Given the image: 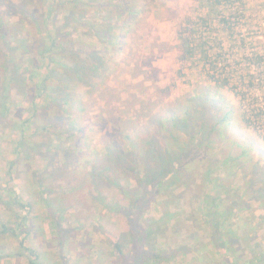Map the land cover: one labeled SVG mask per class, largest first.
Wrapping results in <instances>:
<instances>
[{
  "label": "rangeland",
  "instance_id": "rangeland-1",
  "mask_svg": "<svg viewBox=\"0 0 264 264\" xmlns=\"http://www.w3.org/2000/svg\"><path fill=\"white\" fill-rule=\"evenodd\" d=\"M125 3L142 10L126 30L118 17L113 31L122 50L104 55L105 73L67 80L74 73L64 66L75 55L85 60V52L106 47L89 25L104 28ZM200 17L206 28L195 25ZM196 30L210 42L207 58H184L179 33ZM5 49L12 57L4 75ZM66 85L71 100L61 106ZM3 95L0 229L16 235L0 243V264L7 246L29 264L26 248H43L30 230L40 228L55 236L39 264H118L111 239L127 233L121 209L142 193L144 163L157 168L167 154L179 157L170 162L179 174L149 189L139 208L141 222H158L152 244L165 252L152 264H264V0H0V101ZM195 96L221 111L207 102L204 115L201 106L191 109ZM253 105L261 116L246 123L243 109ZM203 207L223 212L217 234Z\"/></svg>",
  "mask_w": 264,
  "mask_h": 264
},
{
  "label": "trees",
  "instance_id": "trees-1",
  "mask_svg": "<svg viewBox=\"0 0 264 264\" xmlns=\"http://www.w3.org/2000/svg\"><path fill=\"white\" fill-rule=\"evenodd\" d=\"M228 1V0H227ZM78 5L79 3H73V5ZM117 12H116V18L114 20H112L111 22L108 23L107 26H105L104 28H98V24L92 23L89 25L90 30H92V34L95 35L98 39H100L105 45L106 47H104V49L100 50H94V51H87L85 52L86 54V59L85 60H79L78 56H74V63L72 64V66H64L65 67V71L66 73L68 71H71L73 74L74 79L70 78L69 73H67L66 79L67 80H71L72 82L76 83L77 80H79L82 76H93V72L94 75L97 74V72H104L107 69V61L104 59V55L107 53H109V51H114V54L118 51H121V42L120 40H118V35H116V33L113 31L117 26H116V21L118 20V17L123 16L121 20V30H126L125 27H127L128 25H130L131 23H134L137 19V11H141L142 8L138 5H136L135 3H125L122 7L120 5H117ZM200 22L196 23L195 25H197V28L202 25L203 28L207 27V19L204 17H200ZM222 22H226L224 18L220 19ZM190 23V22H189ZM194 24H192L191 27L195 26ZM117 29V28H116ZM193 29H191L192 31ZM202 34L203 32L200 31ZM197 30L195 33L189 32L187 34H190V37H187L185 35H183L182 33H179V38L181 39V45L183 46V51H181V56L182 57H189V58H193L195 57V54L197 52H199V55H203L205 58H207V51L206 49H203V46L205 48V44L206 43H210L209 41H201V37L199 35H197V37H195L194 34H197ZM60 34V33H59ZM60 36V35H59ZM58 36V37H59ZM51 41V44H53V41L55 38L53 37H48ZM190 38L191 40L189 41ZM195 38H198L194 41ZM204 37H202L203 39ZM201 41V43L199 45H197L198 41ZM53 46V45H52ZM55 46V45H54ZM210 46V45H209ZM208 46V48H209ZM212 48L213 45L211 44ZM197 49V50H196ZM62 51L66 52L65 49L61 48ZM48 50H43L40 53V56H43L45 53H47ZM68 53L72 54L71 51H67ZM183 52V53H182ZM3 57L5 58L6 64H4V69H3V73L4 75L9 74V65L10 64V59H8L9 57H12L11 51H7V49L3 50L2 53ZM255 61L257 62V65L260 66L262 59L259 55L255 56ZM254 59V58H253ZM80 61L84 62L83 64H79V62L77 63L76 61ZM208 60V59H207ZM8 63V64H7ZM209 64V61L206 63ZM218 64V63H217ZM213 68H216V66L213 65ZM48 71V70H47ZM9 78V75H8ZM77 78V79H75ZM11 78H9L10 81ZM39 86L40 88H43V82H44V78H39ZM80 81V80H79ZM225 84H227V80L224 79ZM8 83V80H7ZM45 83V82H44ZM89 87L91 88V85H89ZM4 91L8 89L7 85H3ZM64 92H62L61 94V100L57 102L58 105L63 106L64 104H68L71 100V96H70V91H69V86H63ZM38 90V89H37ZM71 90V89H70ZM49 96V95H48ZM2 101H0V109H2L1 116H3V114L5 113V111H7V104H6V99L8 100L7 95L4 96L3 95ZM217 101V100H216ZM209 108L214 107L216 109L217 112H220L221 110L218 109L216 103L214 102L213 99L210 98H206L205 100L202 99V97H192V105H191V109L195 110L197 106H201L202 107V112L201 114H205L207 111V103ZM217 107V108H216ZM260 109L257 108L256 106H250V109L248 107H244L243 109V117L246 123L251 122V120L254 117H260L261 113H260ZM228 111H226V113L223 114L222 119L218 120V122H221L222 120H225L228 118ZM189 114L186 112V115ZM170 119L173 120V122H175V125H177L176 122H178V118L173 115L170 114ZM27 121V120H26ZM25 121H23L21 124H23ZM184 126H188V120H183L182 121ZM22 126V125H19ZM69 130H77L78 127L76 126H68ZM214 129V127L212 128V130ZM79 131L82 130V128L78 129ZM212 130H210L209 135L211 134ZM72 134V132H71ZM208 135V136H209ZM206 143H204V141H202L201 145H205ZM118 151L116 150L114 152V155L116 157H118ZM132 155H135V153L133 152ZM182 156V155H180ZM241 156V153L238 155H235L234 157H232V160H237L239 157ZM160 158V157H159ZM166 158L168 159V162H161L160 166L155 168H151V166L146 165V163H144L145 168H144V177L141 180V182L143 183L142 185V193H140L139 196L134 197L133 195H131L130 198V202L129 205L127 207H123V209H121V212L124 214V216L126 217L127 223H128V230L125 236L115 240V239H111L113 242V247L114 249L117 251L118 253V259H119V263L118 264H152L154 260H162L165 259V252L163 250H156V248L154 247V245L152 244L153 240V236L154 233L156 231V229H158V222L155 221L154 219H151V226L143 223L140 221V219L142 220L143 215L140 212L141 209L140 206L145 202L146 198L149 196V189H159L161 186L165 185L166 183H172L174 182L173 179L179 174V169L177 168V165H172L173 162L175 160H177L179 157L176 156H171L170 154L166 155ZM136 194V193H135ZM129 196V195H128ZM204 209V216L206 217V219L208 218L209 222V226L212 232H214L215 234H217L218 232H220V224H218L220 222V218L223 214V212L220 209H208V207H203ZM228 210L224 209V212L226 213ZM231 217V215L227 216V219L230 220L229 218ZM144 219V218H143ZM149 219V218H148ZM56 226H57V230L59 232V234L61 235L63 233V229L61 228L60 224L58 223V221H56ZM152 227V228H151ZM153 227H155L153 229ZM10 233V234H14V230L12 228H9L5 225H2L1 229H0V235L1 234H5V233ZM28 232V231H26ZM28 235V234H27ZM24 241V240H22ZM20 242V246L22 247L23 242ZM227 242V241H225ZM228 243H230V241L228 240ZM62 246V239L59 240V247ZM26 255L28 256V261L29 264H39L36 263V259H37V255L33 252L34 250L30 249L29 247L26 248ZM19 254V253H18ZM231 259L225 258L223 264H231Z\"/></svg>",
  "mask_w": 264,
  "mask_h": 264
},
{
  "label": "crops",
  "instance_id": "crops-1",
  "mask_svg": "<svg viewBox=\"0 0 264 264\" xmlns=\"http://www.w3.org/2000/svg\"><path fill=\"white\" fill-rule=\"evenodd\" d=\"M1 226V225H0ZM8 227V226H7ZM45 229H46V227H45ZM37 233H41V236H39ZM16 235V234H15ZM14 234H10V233H5V234H1L0 235V240L2 241H0V243L3 245V247L5 246V244H6V241L7 242H9V243H12V236H15ZM29 236H31V239L32 240H38V245H40V243L42 242V247L43 248H40V247H38L37 246V243L35 244V245H32V247L31 248H35V249H33L34 251V253L37 255V259H36V261H37V263H40V260H42L44 263L47 261V260H45V258L47 257V255H45L44 253L46 252V251H44V249H45V244H46V242H49L50 241V237L49 236H55L54 235V233L52 232L51 233V231H50V234L49 235H47V233L45 234L44 232H43V230L40 228V229H38V231H36L35 229L34 230H30V234H29ZM34 240V241H35ZM74 243H76L75 241H74ZM74 243H72V244H74ZM58 247H59V242H58ZM9 248H8V246L7 247H5V250L4 251H2L3 253H5L6 254V256H8L7 258H6V263L7 264H13V262L16 264H19V262H21V261H17L16 260V258H15V260H14V258H12V257H10V256H13L14 254H15V257L17 256L18 258L21 256L20 254H16L14 251H12V248L10 247V249L8 250ZM68 249V248H67ZM78 249V248H77ZM8 251H9V253H8ZM77 251V250H76ZM76 251H74L73 252V255H76V259L75 260H77V257L79 258V256H78V253H76ZM79 252V251H78ZM14 257V256H13ZM62 257L64 258L65 257V255H62ZM70 258V257H69ZM71 258H74V257H71ZM22 259V258H21ZM68 260V259H67ZM28 261V260H27ZM41 261V262H42ZM42 262V263H43ZM77 262V261H76ZM28 263H29V261H28Z\"/></svg>",
  "mask_w": 264,
  "mask_h": 264
},
{
  "label": "built area",
  "instance_id": "built-area-1",
  "mask_svg": "<svg viewBox=\"0 0 264 264\" xmlns=\"http://www.w3.org/2000/svg\"><path fill=\"white\" fill-rule=\"evenodd\" d=\"M255 122H256V120H254V118H253L250 123L254 124Z\"/></svg>",
  "mask_w": 264,
  "mask_h": 264
}]
</instances>
